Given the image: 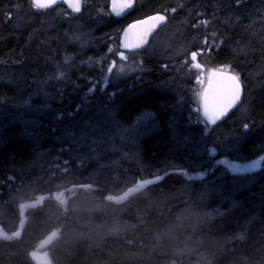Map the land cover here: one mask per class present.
<instances>
[{"label":"trees","instance_id":"1","mask_svg":"<svg viewBox=\"0 0 264 264\" xmlns=\"http://www.w3.org/2000/svg\"><path fill=\"white\" fill-rule=\"evenodd\" d=\"M109 1L0 0V264H36L40 245L51 264H264V2L137 0L116 18ZM151 14L165 26L130 55L124 28ZM109 48L139 70L108 79ZM201 50L244 92L208 135L185 63Z\"/></svg>","mask_w":264,"mask_h":264},{"label":"snow or ice","instance_id":"2","mask_svg":"<svg viewBox=\"0 0 264 264\" xmlns=\"http://www.w3.org/2000/svg\"><path fill=\"white\" fill-rule=\"evenodd\" d=\"M56 2L57 0H32V6L37 10L46 9L50 8ZM63 2L66 3L73 12L79 13L81 11V0H63ZM262 2H264V0H262ZM134 3L135 0H123V3L118 5L117 0H112V11L115 13V15L119 16L124 11L131 9L134 6ZM230 3L234 4L238 8L242 4L246 3V0H230ZM176 11L177 10L175 8L171 9V12L173 13H175ZM149 19L153 22V25L143 33H137L136 41L134 43H129L126 41L123 44L124 49L128 50L129 52H134L135 49L143 47L144 43L147 42L145 37L153 30L155 25L165 22L167 17L166 15L157 14L150 17ZM140 23L147 24L148 21H141ZM208 23L209 21L201 19L197 24H194L193 27H200L201 25L206 27ZM136 27L137 25L135 24L131 25L128 32H131V30L135 29ZM128 32L125 33L126 36L128 35ZM213 36H215V33H213ZM203 43L208 45L209 39L206 37ZM213 46L214 45H210L208 50L211 51V48ZM108 51L109 53H113L114 56H117L119 58V60L113 59L105 69L107 73L112 74L117 69L118 63L129 60V56L126 55L123 51H114L112 48H109ZM203 54V50H201L200 52L193 51L190 56V61H185V63L190 64V68L195 70L196 83L201 86L199 92L197 93L200 101V108L196 111L202 117L201 121L198 122H201L205 125L204 135H208V133L211 131V128L209 126L217 125L219 121L226 117L228 113L237 106V104L240 102L243 89L240 76L229 71L228 65L205 69L204 65L198 62V56H202ZM132 59H135V57L133 56ZM139 63L142 64L143 61H140ZM165 67H167V65H165ZM120 71L122 72L123 69L120 68ZM64 75L65 74L61 72L59 75V79L62 80L64 78ZM140 82L141 78L137 77L136 83L139 84ZM101 83L106 86L108 81L104 80L97 83L90 82L88 95L92 96L98 87L103 93L106 89L105 87H100ZM115 94L116 93H108V96L111 99ZM62 98L63 97L61 96V99ZM80 107L81 106H77L76 110L79 111ZM64 115L65 113H58L56 115V119L60 120ZM67 115H69V113H67ZM150 115L153 114L145 113V116ZM242 127L247 130L249 129L250 125L248 123H244ZM208 154L210 156H215L216 148L213 147L211 149H208ZM217 163L228 165L227 160H219L217 161ZM258 165L259 162L257 161L256 163L248 165L245 168H241L240 166L235 164H231L229 165V167L232 169V171L237 172L251 171L252 169L257 168ZM207 174L208 173L205 172L197 176L188 175L187 179H203ZM156 177H160V175H157ZM151 182L153 181H149V183Z\"/></svg>","mask_w":264,"mask_h":264},{"label":"water","instance_id":"3","mask_svg":"<svg viewBox=\"0 0 264 264\" xmlns=\"http://www.w3.org/2000/svg\"><path fill=\"white\" fill-rule=\"evenodd\" d=\"M62 3H64L63 0H57V2H56L54 5H52L51 7L56 6V5H60V4H62ZM121 3H123V0H117V4H118V5L121 4ZM136 3H137V0H135L134 6H133L131 9H128V10L124 11L121 15L117 16V15H115V13L112 11V0H110V1H109V11H110L111 15H113L114 17H116V18H122V17L127 16L129 13H131V12L134 10V8L136 7ZM64 4H66V3H64ZM154 15H157V14H151V15H148V16H145V17H142V18H139V19H137V20L132 21L130 24H128V26L123 30L122 35H121V44H122V47H123V44H124L126 41L129 42V43H134V42L136 41V34H137V33H143L144 31L148 30L149 27L153 25V22H152L149 18L152 17V16H154ZM160 15H162V14H160ZM141 21H148V23H147V24H142V23H140ZM165 22H166V21H165ZM165 22L155 25V27L153 28V30H152V31H151V32L145 37V39H146L147 42L144 43L143 47H141V48H139V49H135L134 52L145 49V48L149 45V43H150V41H151V38L154 36V34H155V33H156L161 27L164 26ZM134 24L137 25V27H136L135 29H132L131 32H128L129 27H130L131 25H134ZM126 32H128V35H127V36L125 35ZM123 48H124V47H123ZM125 50H126V49H125ZM126 51H128V50H126ZM242 89H243V88H242ZM243 95H244V92L242 91V95H241L240 102L237 104V106H236L235 108H233V109L228 113V115H227L226 117H224L221 121H219L218 124L221 123V122H223V121H225V120L228 118V116H229V115H230L235 109H237V108L240 106V104H241V102H242V100H243ZM211 127H213V126H211ZM233 164H235V163H233ZM235 165H236V164H235ZM245 167H247V166H246V165H242V166H241V168H245ZM255 169H256V168H255ZM255 169H252V170H255ZM239 172H244V171H239ZM62 195H63V191H61L59 194H54V195H53V198L58 199V198L61 197ZM24 207H25V206H24ZM56 235H57L56 231H53V232L48 236V239H49V240H52Z\"/></svg>","mask_w":264,"mask_h":264},{"label":"rangeland","instance_id":"4","mask_svg":"<svg viewBox=\"0 0 264 264\" xmlns=\"http://www.w3.org/2000/svg\"><path fill=\"white\" fill-rule=\"evenodd\" d=\"M68 6V5H67ZM172 39V38H171ZM168 48V49H167ZM174 48V44H167V45H165V48H164V50H163V53H166V50H171V49H173ZM134 53V52H133ZM133 53H130V55L131 54H133ZM129 56V55H128ZM131 57V56H130ZM130 57H129V60H127V61H124V62H119L118 63V65H117V69L115 70V72L114 73H112V74H109V73H107V78L108 79H111V78H117V79H119V78H121V77H124V76H128V75H131V74H133L134 72H136V71H138L139 70V68H136V67H134V65H132L131 64V62H130ZM133 57V56H132ZM131 57V58H132ZM136 58V57H135ZM113 59H117V60H119V58L117 57V56H114V57H111L109 60H108V65L111 63V61L113 60ZM120 68H122L123 69V71L121 72L120 71ZM112 80H115L116 81V79H112ZM193 90H192V95L194 96L193 98H192V101L194 100L195 101V103H197L198 105H199V103H200V101H199V97H198V95H197V93L199 92V90H200V85L199 84H197L196 83V80L194 81V84H193ZM194 103V102H193ZM125 195H122L121 197H119V199L120 198H123ZM19 233H17L16 235H18ZM44 246V245H43ZM43 246H38L37 248H36V250L32 253V257H33V259H34V261L36 262V264H51V261H50V259H49V257H48V254H47V250H45L44 249V247Z\"/></svg>","mask_w":264,"mask_h":264}]
</instances>
